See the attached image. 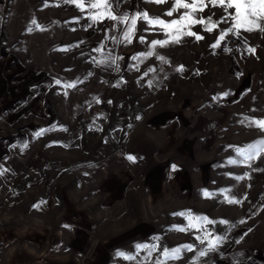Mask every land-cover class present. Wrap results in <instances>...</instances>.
Here are the masks:
<instances>
[{
  "label": "rangeland",
  "instance_id": "rangeland-1",
  "mask_svg": "<svg viewBox=\"0 0 264 264\" xmlns=\"http://www.w3.org/2000/svg\"><path fill=\"white\" fill-rule=\"evenodd\" d=\"M83 1V12L78 14L54 9L52 4V17L27 29L14 46L18 66L12 63L0 69V79H8L3 85L9 87L1 105L9 97L17 98L18 104L0 107V169L4 170L0 180L10 182L13 164L24 169L13 184L0 187L3 223L15 226L20 220L12 219L26 209L40 212L48 202L41 197L51 199L63 184L71 194L80 192L85 185L76 176L81 171L84 179L85 169L92 164L112 160L115 175L130 166L133 174L141 176L144 169L171 156L187 136L196 149L193 190H181L178 185L177 190H165L167 194L150 199L162 233L153 237L151 245L156 247L151 253L146 248L130 264H156L165 260L162 249L177 247L181 248L179 258L166 264H264V151L247 163L238 154L264 149L259 143L264 141V128L254 123L264 120V33L241 29L239 38L229 34L220 47H211L220 30L227 32L233 22L217 25L223 10L208 3L197 17L206 21L213 16L212 23L187 21L183 29L203 36L201 40L183 36L180 43L152 46V40L169 37L159 26L137 18L129 42L124 39L125 24L119 21L102 16L92 28L87 26L92 21L87 17L95 10H90L88 0ZM173 7L174 0L160 4L120 0L118 11H146L150 18L170 21L184 11L164 15ZM106 21L113 22L111 28L106 29ZM106 32L112 35L102 39ZM250 47L256 49L254 54L246 51ZM121 52L129 59L109 56ZM42 69L52 75L48 88L26 90L31 80L45 82L37 74ZM8 70L11 76L4 75ZM235 85L237 101L228 103ZM48 100L50 108L44 104ZM20 132L27 134V141L20 135L15 140ZM160 135L161 146L153 149ZM18 142L21 145L16 147ZM25 148L32 155L27 156ZM196 168H202L201 176ZM15 197L17 202L11 203ZM210 242L216 250L200 257ZM184 245H192V250Z\"/></svg>",
  "mask_w": 264,
  "mask_h": 264
},
{
  "label": "crops",
  "instance_id": "crops-1",
  "mask_svg": "<svg viewBox=\"0 0 264 264\" xmlns=\"http://www.w3.org/2000/svg\"><path fill=\"white\" fill-rule=\"evenodd\" d=\"M52 2L54 1L1 0L0 69L9 68L12 63L17 65L20 58L13 53L14 46H17L27 29L45 17H52L49 11L52 4L54 9L59 8L63 12L66 9L71 11L70 14L83 12L75 4L65 3L64 0ZM80 2L84 5L83 0ZM33 20L36 21L35 24L32 23ZM79 24L83 25L80 22ZM93 24L90 21L87 26L92 28ZM112 24L113 22L106 21L104 26L108 29ZM111 35L112 32H106L102 39H108ZM109 56L111 59L117 56L129 59L127 53L122 52ZM37 74L44 76L45 82L31 80L26 90L31 86L42 90L48 88L51 73L42 69ZM4 75L11 76L12 73L8 70ZM7 80L2 82L0 79V100L2 95L8 96L9 87L3 85ZM231 92L228 103L237 101V85ZM16 103L17 98L9 97L6 104L0 103V107H17ZM44 104L46 108L51 107L49 100ZM175 114H178L177 111ZM235 117L234 123L237 124V115ZM17 137L27 141L25 132L15 133L16 141ZM155 139L157 141L153 149L161 146V135ZM14 145L17 147L21 144L18 142ZM177 149L168 158L158 161L154 167L144 169L141 176L133 174L130 166L115 175L112 160H107L103 165L92 164L85 169L84 179L81 171L76 176L79 183L83 180V191L71 194L67 192L64 184L61 185L58 194L51 199L50 196L41 197L44 202H48L40 212L26 209L19 217L13 218V222L20 220L15 226L9 222L3 223L0 217V264H130L132 259H126L118 253L123 252L134 257L146 249H137L136 245H151L153 237L162 233L163 226L155 219L149 205L150 199L156 200L157 197L167 194L165 190H177L178 185L181 190H193V152L196 149L187 136L182 139ZM30 150L25 148L27 156L31 154ZM172 165H176L175 170ZM20 166L22 165L13 164L10 167V172H13L11 180H0L1 188L3 185L13 184L14 177L20 171L24 172ZM195 170L202 175V168ZM201 180L204 181L203 177ZM13 199L11 203L18 200L17 197ZM24 224L26 227L19 226ZM64 225L70 227L65 228Z\"/></svg>",
  "mask_w": 264,
  "mask_h": 264
},
{
  "label": "snow or ice",
  "instance_id": "snow-or-ice-1",
  "mask_svg": "<svg viewBox=\"0 0 264 264\" xmlns=\"http://www.w3.org/2000/svg\"><path fill=\"white\" fill-rule=\"evenodd\" d=\"M65 3L75 4L81 11H83V4L80 2V0H64ZM147 2H154L157 4L163 3L164 0H147ZM88 3L90 5V10H95V13L90 11L89 16L87 19H90L93 21V23H96L100 17H104L107 19H110L112 21H119L120 23L125 24V30L123 31L124 39L131 42L129 39V33H131L136 25H137V18H140L144 22H146L149 26H159L162 30H164V35L168 36L169 39H155L151 41L152 46H165L169 42L172 43H180V40L183 36H195L197 40H201L204 37L192 32V31H184L185 22L190 21L191 24H205L212 23L213 16H209L205 18L200 16L197 17V13L203 12L205 8L207 7V4L210 3L213 7L219 6L222 8L224 15L216 20V24H222V23H228L229 21H232V26L227 29V32L220 30L218 39L214 44L211 45V47H220L221 42L225 40L226 37L229 36V34H235L237 38L241 35V29L243 31L252 32V31H259L260 33H264V0H174V7L170 9L167 13L164 15L168 17H173L174 13H177L180 9H183V13L179 16L178 19H171L170 21H165L164 19L160 17H149V14L146 11H139L136 13H129V12H119V6H120V0H88ZM102 6V7H101ZM230 9H235V12H230ZM105 14H107L105 16ZM130 23H126L129 22ZM76 22H79V18H76ZM33 24L36 23L35 20L32 21ZM168 29H171V32L167 31ZM32 29L29 28L28 31H31ZM147 30V29H145ZM208 32L215 31V28H207ZM140 42H144V37H140ZM100 49H96V51H99ZM225 51H231L229 48H225ZM246 51H250L253 54L255 53L256 49L254 47H250L246 49ZM152 53L149 52L147 55H151ZM141 55H144L143 53ZM161 60L164 59V57H159ZM117 59H119L117 57ZM182 70V69H181ZM57 84L60 83V81H56ZM73 84L67 85V87H73ZM224 95H228V93H224ZM139 119V117H137ZM259 126L261 128H264V120H261L259 122ZM43 131V130H42ZM40 133H37L39 135ZM260 144L264 145V141L259 142ZM253 146H249L251 149ZM261 151H264V149H257L256 152L251 151H241L238 154L243 157L242 163H247L248 161L253 160L256 158ZM129 160H133L134 158L132 156L128 157ZM230 163H236V161H230ZM249 167H251V164H248ZM173 170L176 169V165H172ZM4 170L0 169V174H2ZM238 179H243V177H238ZM207 195V193H205ZM230 203H241L239 200H231ZM200 220H207L206 217H199ZM209 223H213L212 221H208ZM223 223H227V221H222ZM65 228L70 227L69 225H64ZM181 231L185 230L183 228L180 229ZM197 239H200V237H197ZM220 238H217V241ZM239 242V241H238ZM201 243H203V240H201ZM137 249L141 248H148L151 253V249H154L156 245H147V244H138L136 245ZM184 249L191 251L192 245H184L182 246ZM216 250V244L210 242L209 247L206 250H201L199 252L200 257H204L208 254L209 251H215ZM181 251L180 247L174 248V249H162V254L165 257V260L161 261L158 260L156 264H166V261L168 259H178L179 253ZM118 255L124 256L126 259H134V257L131 254H125L123 252L118 253Z\"/></svg>",
  "mask_w": 264,
  "mask_h": 264
}]
</instances>
